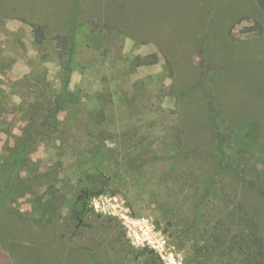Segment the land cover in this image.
<instances>
[{
  "label": "rangeland",
  "instance_id": "1",
  "mask_svg": "<svg viewBox=\"0 0 264 264\" xmlns=\"http://www.w3.org/2000/svg\"><path fill=\"white\" fill-rule=\"evenodd\" d=\"M100 172L107 189L78 228L82 180L99 190ZM132 219L167 248L134 245ZM148 258L264 264V12L256 0H0V264Z\"/></svg>",
  "mask_w": 264,
  "mask_h": 264
},
{
  "label": "trees",
  "instance_id": "2",
  "mask_svg": "<svg viewBox=\"0 0 264 264\" xmlns=\"http://www.w3.org/2000/svg\"><path fill=\"white\" fill-rule=\"evenodd\" d=\"M256 1H257L258 5L260 6V8L262 9V11L264 12V0H256ZM33 27H34L33 29H34V32L36 34L37 39L40 40L41 38H43V31H42L41 26L34 25ZM68 39H69L68 40L69 41V45L72 46L73 45V38H72V36H69ZM70 59H71V56H70ZM70 59H68L67 61L68 62H71ZM67 95H68L67 92H65L64 95L59 96L55 100V104H57L58 107L55 108V106H54V108H52L50 110L51 114H50L49 117L51 118L52 121L56 117L58 110L61 109V106L65 102L71 100V98L69 96H67ZM213 107H214V105H213ZM214 111H216L215 110V107L213 108V112ZM22 151L23 152H26L25 149H23ZM97 175H98L99 181L101 182V188L99 190H93V188L91 186L89 187L84 182V180H82V183L83 184H81V187L79 189V192H78V195H77V198H76V203H77V205L79 207H75V209L73 210V213L75 214V217H76L75 218V220L77 222L76 225H77L78 228H80V227H82L84 225V217L87 215V213H89L90 211H92V208L90 207V203H91L92 199L94 197H96V196H99V195L104 194V192L107 189V184H108L109 178L106 177V176H104L101 172L98 173ZM14 180H15L14 177H9V183L11 185L14 184ZM144 264H156V263L151 258H148V259H146V261H145Z\"/></svg>",
  "mask_w": 264,
  "mask_h": 264
},
{
  "label": "built area",
  "instance_id": "3",
  "mask_svg": "<svg viewBox=\"0 0 264 264\" xmlns=\"http://www.w3.org/2000/svg\"><path fill=\"white\" fill-rule=\"evenodd\" d=\"M103 199L104 196H100L93 200V206L96 210H103L104 207H106ZM128 226L130 228L128 234L134 245L152 248L156 251H162L167 248L165 236L153 225H149L145 220L132 219V222Z\"/></svg>",
  "mask_w": 264,
  "mask_h": 264
}]
</instances>
